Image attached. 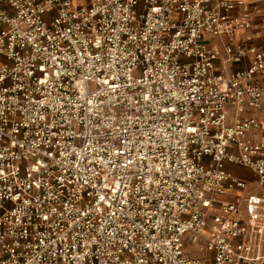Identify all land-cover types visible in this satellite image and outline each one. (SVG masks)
I'll return each mask as SVG.
<instances>
[{
    "label": "built area",
    "instance_id": "built-area-1",
    "mask_svg": "<svg viewBox=\"0 0 264 264\" xmlns=\"http://www.w3.org/2000/svg\"><path fill=\"white\" fill-rule=\"evenodd\" d=\"M0 0V264H264V52L243 0Z\"/></svg>",
    "mask_w": 264,
    "mask_h": 264
},
{
    "label": "crops",
    "instance_id": "crops-1",
    "mask_svg": "<svg viewBox=\"0 0 264 264\" xmlns=\"http://www.w3.org/2000/svg\"><path fill=\"white\" fill-rule=\"evenodd\" d=\"M219 0H213L217 3ZM244 4L239 5L233 14L238 16L242 23L231 38L217 36L209 39V42L217 46L221 52L216 61L217 71L231 73L238 69L248 67L252 61V55H248L242 63H231L226 60L225 47L227 44H248L257 47L264 52V0H243ZM258 79L264 82V75H258ZM249 115L256 117L261 126L250 132L251 136L259 143L264 144V102L261 108L252 109ZM264 156V150L262 152ZM229 169L236 175L250 182V191L264 194V187L257 184L256 174L248 167L229 164Z\"/></svg>",
    "mask_w": 264,
    "mask_h": 264
},
{
    "label": "rangeland",
    "instance_id": "rangeland-1",
    "mask_svg": "<svg viewBox=\"0 0 264 264\" xmlns=\"http://www.w3.org/2000/svg\"><path fill=\"white\" fill-rule=\"evenodd\" d=\"M75 1H77L76 2L77 4H85L86 3V0H75Z\"/></svg>",
    "mask_w": 264,
    "mask_h": 264
}]
</instances>
